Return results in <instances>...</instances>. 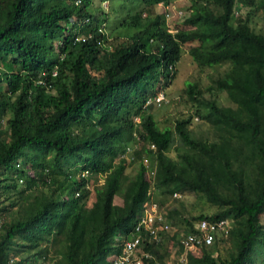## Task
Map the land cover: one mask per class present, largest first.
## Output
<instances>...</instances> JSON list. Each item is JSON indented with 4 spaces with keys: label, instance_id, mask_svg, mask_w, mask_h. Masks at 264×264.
<instances>
[{
    "label": "trees",
    "instance_id": "16d2710c",
    "mask_svg": "<svg viewBox=\"0 0 264 264\" xmlns=\"http://www.w3.org/2000/svg\"><path fill=\"white\" fill-rule=\"evenodd\" d=\"M170 1L140 0L132 17L137 31L109 37L97 31L103 13L91 0H0V196L11 190L22 203L15 215L3 216L13 203L0 199V264H110L144 202L162 206L172 193L188 192L216 209L183 215L170 207L169 224L179 218L185 235L200 218H224L228 232L187 263L256 264L251 254L264 237V0H189L187 27L172 34L163 15L152 14L157 3ZM254 18L262 24L258 31ZM185 44L198 66L228 64L212 87L233 106L185 85L212 140L191 134V115L175 119L172 130L159 128L148 111L159 106L145 104L173 80L167 66H175ZM39 78L51 87L37 84ZM134 136L137 148L128 159ZM133 163L129 176L124 170ZM178 233L170 235L173 242ZM165 241L164 234L156 245L143 242L152 256L144 264L163 263Z\"/></svg>",
    "mask_w": 264,
    "mask_h": 264
},
{
    "label": "rangeland",
    "instance_id": "374dc122",
    "mask_svg": "<svg viewBox=\"0 0 264 264\" xmlns=\"http://www.w3.org/2000/svg\"><path fill=\"white\" fill-rule=\"evenodd\" d=\"M102 2V3H101ZM171 4L168 7H174L177 10H180L182 15L179 18H173L171 22L168 23L169 29L178 30L180 28H186L187 26L183 25V19L188 14L189 11V0H171ZM91 8H101L103 15L98 17L100 21H104V30L109 37L112 36H127L132 32L137 31V27L134 26L133 18L137 13L138 9L142 7L140 0H91ZM163 9V8H162ZM160 7L158 8L156 5L152 8V14L157 13L160 14L162 12ZM161 10V11H160ZM245 10V7L242 8ZM145 14V12H144ZM144 14L141 17H151L152 14ZM135 20V19H134ZM253 21V28L255 31L260 30L262 27L260 19L254 18ZM165 24V22H164ZM166 26V25H165ZM191 45L194 42L190 43ZM190 44H185L182 46V53L178 61L175 64L174 70V78L165 87H159L158 91L162 89L165 95H167L168 101L151 110H148L152 113L157 125L159 128H169L170 130L173 129V122L175 119L179 117H186L191 115V118L196 117L197 119H191L188 125V128L191 134L195 137H201L203 139L212 140L214 139L213 129L199 116L194 113L196 104L192 102L185 92V85L186 83H195L200 89L203 98H211L214 97L219 104L222 105H230L233 106L232 103L229 102L225 93L223 91L215 90L213 86V80L218 76L222 75L224 70H226L228 64L221 63L215 64L211 66H198L196 65L189 57L187 50ZM4 86V83H1V87ZM200 115H204L206 110L201 107L199 108ZM134 122L137 121V117H134ZM177 144L176 138L174 139L173 134V143L170 148L167 150V155L173 157L174 156V148L173 146ZM177 146V145H175ZM136 168V164H126L124 172L131 176L134 173ZM10 180L6 182L9 183ZM96 185L102 183V176H98L96 178ZM21 182H18L17 188H20ZM42 188L37 187L34 188L33 194H37L38 190ZM151 192H154L152 188H150ZM5 191V190H4ZM6 192V191H5ZM14 191H7L5 195H1V198L7 197L6 201L3 203L7 205L8 202L13 203V205L6 207L3 216H13L15 215L19 209V206L22 204L19 197L16 195ZM152 195V194H151ZM33 195H31L32 197ZM30 198V197H29ZM94 199V192L92 191L87 199V205H89ZM153 199L157 200L155 196ZM116 201L119 202L118 198H115ZM164 210L167 208L175 207L179 212L183 215H196L199 213H210L213 212L216 207L210 205L208 202L204 200L202 196L195 193H184L180 194L178 198H168L166 202L162 205ZM259 220L264 228V213H262L259 217ZM171 228L175 233H178L177 236L183 235L181 233L182 226L179 223V218L173 220V224L171 223ZM262 241L264 242V237H262ZM170 239V240H169ZM171 236L166 234V247L167 249L174 245L171 242ZM175 241V240H173ZM261 240L256 245V249L251 254V258L254 263H261L264 264V244H262ZM221 244V243H220ZM228 246L226 244H222L219 246V253L221 255L226 254L225 251L227 250ZM52 255V254H50ZM49 255V256H50ZM48 260V259H47ZM45 260L44 264H49V262ZM43 262L42 260H38L36 264H40Z\"/></svg>",
    "mask_w": 264,
    "mask_h": 264
},
{
    "label": "built area",
    "instance_id": "2783aa9c",
    "mask_svg": "<svg viewBox=\"0 0 264 264\" xmlns=\"http://www.w3.org/2000/svg\"><path fill=\"white\" fill-rule=\"evenodd\" d=\"M171 4L157 3L156 6L162 9L160 14L164 17V22L166 25V30L169 33H174L176 30L169 29L168 23L173 21V18H179L182 13L180 10L174 7H168ZM161 11V10H160ZM175 18V19H176ZM86 22V19L82 22ZM104 24L100 23L97 31L106 35L104 30ZM78 30V28H77ZM75 30V31H77ZM90 38V34L86 36L76 35L74 41H84ZM107 38V37H106ZM97 44L105 46L109 49L107 43H103V40L97 39ZM167 70L172 73L175 70V66L168 65ZM45 72H41V76H44ZM56 75V70L53 68L50 72V76ZM37 84H42L46 89L51 87V84L45 82L43 79L39 78ZM168 101L166 96L162 91H157L155 94L151 95L145 101V104L153 103L156 106L165 104ZM194 119H197L196 117ZM4 128V121L0 119V130ZM135 139L128 144L125 148L124 156L130 159L132 157V152L137 148V136ZM148 149L154 150L152 144L147 145ZM142 163L147 167L148 159L145 155L142 156ZM83 172L82 175H85ZM146 176L150 183L154 176V169L149 168L146 170ZM180 197L179 193H172L170 198ZM173 232L171 225L165 217V211L163 206H160L156 201L149 199L143 203L142 208L136 216L135 222L132 229L124 237L121 243L120 251L118 254L108 258L110 264H144V260L152 258L151 254L142 249L143 242H148L151 244H157L160 241L161 235H171ZM228 225L224 218L217 219H207L200 218L196 220L193 224V230L185 235L178 236L176 242L171 241L174 245L168 248V255L166 259L161 264H186L187 256H199L204 248L212 246L214 243H218L222 238L227 235Z\"/></svg>",
    "mask_w": 264,
    "mask_h": 264
},
{
    "label": "crops",
    "instance_id": "0c3cea01",
    "mask_svg": "<svg viewBox=\"0 0 264 264\" xmlns=\"http://www.w3.org/2000/svg\"><path fill=\"white\" fill-rule=\"evenodd\" d=\"M187 258H188V256H187ZM187 262H188V260H187ZM186 264H188V263H186Z\"/></svg>",
    "mask_w": 264,
    "mask_h": 264
}]
</instances>
